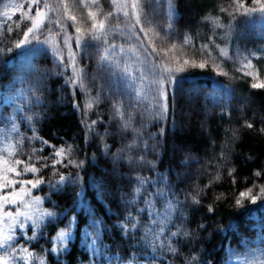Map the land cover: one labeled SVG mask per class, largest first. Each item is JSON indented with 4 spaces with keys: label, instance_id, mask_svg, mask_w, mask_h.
<instances>
[{
    "label": "trees",
    "instance_id": "16d2710c",
    "mask_svg": "<svg viewBox=\"0 0 264 264\" xmlns=\"http://www.w3.org/2000/svg\"><path fill=\"white\" fill-rule=\"evenodd\" d=\"M53 2L60 11L49 16L60 19L66 33L50 23L45 29L50 27L53 34L60 32L52 43L60 50L66 68L59 65L50 45L34 43L26 49L14 48L25 25L31 26V21L25 20L19 30L15 28L22 11H28L27 0H0V13L8 11L12 16V20L0 16V137L20 149L13 160L28 161L33 148L43 147L30 161L40 169L35 175L44 180L34 188V194L54 215L43 221L39 237L53 236L70 216L74 217L72 239L58 260H52L44 251V239L34 238L29 247L47 264H255V255L264 259V198L255 204L244 199L242 206L236 205L241 191L254 183L264 185V88H252L257 81L237 71L232 56L237 53L250 59L259 80L264 81V20L260 14L249 18L234 13L232 0H142L141 22L136 24L133 16L124 17L107 0L88 7L72 0L77 18L73 25L64 16L59 0H49ZM244 2L254 6L251 0ZM15 5L24 7L13 14ZM90 10L99 12L97 20L109 10L116 13L107 21L110 30L106 33L107 43L99 44L100 52L88 36ZM206 16L219 17L226 26L216 28L205 20ZM9 27L13 29L11 34L6 31ZM76 27L82 28L79 35L93 45L87 52L75 48ZM65 34L72 37L69 44L76 53L77 67L87 73L88 91L66 83L73 76V67L69 48L63 44ZM47 35L44 30L41 38ZM202 45H208L211 57ZM105 49L114 61L112 70L123 77L120 70L127 67L130 75L111 83L107 74L94 79L99 72L97 57ZM221 49L227 51L228 58L220 55ZM155 64L166 66L170 72L153 71ZM159 80L163 83H157ZM170 80L178 81L174 90ZM161 90L164 97L160 96ZM97 92L98 101L87 109L86 103ZM117 101L123 106L125 118L129 111L132 113L133 128H142V140L148 142V147L145 149L138 141L131 155L137 160L143 155L144 163L130 164L126 158L114 162L111 153H117L134 138L132 130L121 132L118 127L121 118L113 108ZM189 102L202 108L204 122H198L200 129L191 118L189 125H184L180 110ZM130 104L135 107L130 108ZM159 105H166L167 113L161 115ZM94 120L98 123L89 132L88 125ZM13 121L24 137L22 145L16 143L18 133L11 131ZM247 123L253 127L248 128ZM101 136L110 150L103 148ZM37 137L48 141V145H42ZM49 145L56 149L71 145L69 159L82 160L83 166L74 167L65 159L53 168L58 158L52 155L53 147ZM222 152L226 159H221ZM1 154L6 157V150ZM232 167L236 169L235 184L228 175ZM22 168L18 166L17 171ZM218 171L220 179L216 181ZM256 171L261 172L259 177L253 175ZM61 175L66 181L53 187ZM137 177L147 178L139 195L134 194ZM22 178L34 179V175L27 173ZM197 191H201L199 204L189 196ZM159 192H163L162 197ZM258 192L259 187L253 188V195ZM80 195L86 200L85 211L76 210ZM170 201L176 210L166 220ZM208 205L213 206L212 212ZM129 213L137 227L129 225L125 232L122 224ZM161 227L163 246L160 241L154 243V234H159ZM177 231L179 234L172 237L171 233ZM169 240L175 253L168 250Z\"/></svg>",
    "mask_w": 264,
    "mask_h": 264
},
{
    "label": "snow or ice",
    "instance_id": "6c2138e0",
    "mask_svg": "<svg viewBox=\"0 0 264 264\" xmlns=\"http://www.w3.org/2000/svg\"><path fill=\"white\" fill-rule=\"evenodd\" d=\"M149 2L154 3L156 2V0H149ZM165 2L170 3V0H165ZM79 3L81 7H88L89 4L99 6L100 0H88L87 3H86V0H79ZM107 3L112 5L113 8H118L124 17H129V15L133 16L135 18L136 24H140L141 21H140L139 9L141 7L142 0H131L130 3L127 2V0H107ZM232 3L234 5L233 7L234 13H238L240 15H243L249 18H251L253 14L259 13L260 19L264 20V0H251V5H254V6L247 5L244 2V0H232ZM59 5L63 6L64 16L70 19L73 25H76L77 18L74 15L70 14L69 5L65 2V0H59ZM23 7H24L23 5L13 6L12 8L13 14H15V11L17 8L23 9ZM27 7H28V11H22L21 18L19 21L16 22L15 28L19 30L21 27V24L25 20H30L31 26L25 25L26 30L23 31L22 38L14 42V45H13L14 48L26 49L30 45H33L34 43L35 45H44V44L50 45L54 49L55 57L59 65H64L66 68L67 64L65 60L62 58V56L60 55V50L52 43L54 39V35H59L60 32L66 33V29L64 26L61 25L60 19H52L49 16V13H58L60 11V7L59 6L53 7V5L49 3V0H27ZM129 8L131 9V12L128 11ZM33 9H35L34 15L31 14ZM221 11H226V9L221 8ZM98 14L99 12L94 13L91 10L88 12V17L92 20L91 30L89 31L88 36L90 38V41L96 42V50L97 52H100L99 44L101 42L107 43L106 33L107 31L110 30L107 26V21L109 20L110 17H113L114 15H116V13L114 11L109 10L106 13H104L102 19L97 20L96 17ZM229 15L231 16L232 13H229ZM0 16H3L6 20H12V16L8 14V11H4L0 13ZM205 20H210L211 23L216 28H221V27L226 26V25H222L219 22V17L213 18V17L206 16ZM49 23L54 24L57 28H59L60 32L53 34L52 29L50 27L45 29V25ZM228 26L230 27V25ZM116 27H119V25L117 24ZM44 30L48 32V35L43 36V38H41ZM140 30L144 31L143 28H141ZM6 31L9 34H11L13 32V29L9 27L6 29ZM75 31L78 34L75 37L76 50L78 52L79 51L87 52L89 48L93 47L92 43H90L89 40L85 39V37H83L82 35H79L82 32L81 27H76ZM149 31H151V29H149ZM136 38L140 39V37H136ZM71 39L72 37L68 36L67 34H65L64 39H63L64 47L69 48V53H68L69 62L71 63L73 67V76L69 77L68 80H66V83H68L69 86L71 87H79L81 90L88 91L89 90L88 86L85 83L86 78H87V73L84 71L83 68L77 67L76 53L71 50V46L69 44V41ZM184 43L187 44V38H185ZM111 47L114 49L115 45L113 44L111 45ZM173 47H175V45H173ZM10 50L11 49H9V51ZM202 50L207 52L208 56L211 57L212 53L211 51H208V45H202ZM0 51H3V50L0 49ZM120 51L123 52V49H121ZM153 51L155 52L154 47H153ZM220 55L228 58L223 49L220 50ZM244 60L246 62H243L241 64V67L237 68V71H243V74L245 76H250L252 77L253 81H257L251 84L252 88L254 89L264 88V81L259 80V73L255 70V66L253 65L252 61L248 59L247 57H245ZM97 62H98L99 72H98V77H94V79H97V78L102 79L104 74H107L109 77V83H111L112 80L114 79H123L127 77L128 75H130L127 67L120 70L123 73V77H119L117 72L112 70V65L114 61H111L109 59L107 49H105L102 54L98 55ZM185 63H187V61H185ZM205 63H207V61H205L204 63H201L200 67H204ZM217 67H219V65H217ZM156 69H159L163 73L170 72V69L160 64L153 65V71H155ZM62 72L63 70H61L60 74H62ZM157 83L162 84L163 81L159 80L157 81ZM176 83H178V81H174V80L169 81V84L173 90L175 88ZM99 95L100 93L97 92L96 97H90L85 107L91 110V108L93 107V103L98 101ZM137 95H139V93H137ZM160 96L164 97L163 90L160 91ZM128 99L131 101L132 97L129 95ZM37 102H38V98H37ZM74 107H79V105H74ZM122 107L123 106L119 101L113 104V108L115 110L116 115L121 118V123L118 125V127L120 128L121 132H127L129 130H132L134 133V138L132 142L128 143L125 147L119 149L117 153H111V155L113 156L114 162L116 163L121 162V160H124L125 158L130 164L131 163H144L145 161H144L143 155H140L137 160L133 157V155H131V153L134 149H136L139 146L138 141L144 144L145 149H147L148 147V142L146 140H142V128H133L132 113L129 111L127 117L125 118V114L122 111ZM129 107L130 108L135 107V105L130 104ZM159 107L162 109V112L160 113L161 115L167 113L168 109L166 105H159ZM17 110L19 111L20 109H17ZM27 119L31 121L32 117L28 116ZM97 123L98 121L94 120L91 122L90 125H88L89 132H92L94 130L93 126L96 125ZM247 127L252 128L253 125L251 123H247ZM11 131L18 133L16 143L17 145H22L24 143V137L22 134L19 133V129L17 128L14 121L12 122ZM262 131H264V129H262ZM28 139H31V137H29ZM37 139H41L42 145H48V141L42 140V138H39V137H37ZM100 139H101L103 148L105 150H110L111 146L106 143H103L104 137L101 136ZM51 147H53L52 155L58 158L53 161L52 163L53 168H55L56 164H61L63 160L65 159L68 160V164H71L74 167L79 168L83 166L84 161L81 160L77 162L75 159H69V156L73 152V148L71 145H67L66 147H61L59 149H56L54 146H51ZM9 149L10 150H6L7 152L6 157H0V165H3V168L0 169V171H2V175H0V181H2V183H0V189L13 188V186L17 183L22 185V187L20 188L19 192H17L13 188V191L10 194H5L3 196H0V204L15 205L19 202V203H23L25 208H30L32 205H39L42 201V198L40 196H36L31 201L25 202L24 198L26 196H30L31 193H30V190L23 187V185H31L32 188H37L39 187V185L44 183V180L42 178L35 175L36 173L40 171V169L37 168L34 163H30V161H32L33 159V155L38 152H42L43 147L33 148L32 154H30L28 157V161H24L19 158H16L13 160L12 157L16 156L17 152L20 151V149H17L16 147L12 145H9ZM119 153H123V155H120ZM47 159L48 157H37V160L46 161ZM221 159L222 160L226 159V155L224 152L221 153ZM20 165H23V168L21 171H17V167ZM43 166L46 167L47 165L45 164ZM235 171L236 169L234 167L229 168L228 170V175L232 176L233 184L236 183L235 177L233 176V173ZM9 173L13 174V176H16V177L26 175L27 173H32L34 175V179L17 181L14 178H10ZM253 175L259 177L261 175V172L256 171L253 173ZM77 176H78V173H77ZM219 179H220V173L218 171L216 176L214 177V180L218 181ZM137 180H138V186L135 189V193H134L135 195H139L143 189V185L147 183V178L137 177ZM65 181H66V178L63 175H61L58 184L54 185L53 187L58 186L60 183H63ZM212 182L213 181L210 180V183ZM206 187H208V185H205V188ZM255 187H259V192L256 195H253L252 192H253V188ZM157 194L160 195L161 197L163 196V192H159ZM200 195H201V191H197L195 192V194L189 193V196L191 197L193 203H196V204L200 203V200H199ZM222 195L223 193H221V196ZM219 198L220 197L218 196L217 199ZM261 198H264V185H257L254 183L252 187L248 188L246 191H241L239 193V197L236 199V205L238 207L242 206L244 199H250L251 202L255 204L256 201ZM169 205L170 207L168 208L167 215L165 217L166 220L169 217H171L172 213L176 210L175 206L172 204L171 201L169 202ZM208 211L209 212L213 211L212 205H208ZM53 215H54L53 212H49L47 210L40 211L35 216V218L33 217L31 213L21 212L19 210H17L14 214L12 212H4V218L10 220L12 224H16L19 218L23 217L25 220L34 219L36 228L40 227L41 224L43 223V217H52ZM129 225L131 226L132 229H135L137 227V223L134 222V218L132 217L131 213H129V217L126 219V222L122 224V228L125 232L129 230ZM94 226H95V222H94ZM19 227L21 231H23L24 224L22 221L20 222ZM201 227H203V225H201ZM152 231L154 232V230ZM178 234H179V231L172 232L171 236L175 237ZM184 234L187 235V233H184ZM69 235L70 233L66 229H62L60 232H58L56 237L53 238L54 241H57L58 243L55 244L53 247H51L49 251L51 253H57V254L65 251L66 249L64 247V244H65L66 238H68ZM35 236H36V231H35V228H33L32 237H29V239H32ZM162 236H163V227H161L159 234H154V243L156 241H160L161 242L160 246H163V241L161 240ZM167 247L169 251L173 253L176 252V249L175 247H173L171 240L167 242ZM0 249L3 250V254L0 255V264H10V261H12L13 259L21 260L23 264H29L30 259L34 261L35 264H44L42 258L33 256V254L30 251H28L26 247L19 250L20 252L23 253V255L18 256L17 246H16V243L14 242V237L12 235H2V238H0ZM153 251H155V248H153ZM193 260H195V257H193ZM254 260H255V264H264V259H261V256L259 255H255ZM189 264H191V262H189Z\"/></svg>",
    "mask_w": 264,
    "mask_h": 264
},
{
    "label": "rangeland",
    "instance_id": "374dc122",
    "mask_svg": "<svg viewBox=\"0 0 264 264\" xmlns=\"http://www.w3.org/2000/svg\"><path fill=\"white\" fill-rule=\"evenodd\" d=\"M65 2L69 5V10H70V14L73 15V10H74V3L72 2V0H65ZM127 2H129V0H127ZM57 3V2H56ZM53 5V7L55 6V2L51 3ZM201 21V20H200ZM227 55V51H224ZM233 59H235L238 68L241 67V64L243 62H246L244 60L245 57L237 54V53H232ZM243 73V71H241ZM58 102V101H57ZM244 105V104H243ZM245 106V105H244ZM202 108H196L195 105H193V103H187L183 106V109L180 110V113L182 115V118L184 119V125L188 126L189 125V120L188 119H193L194 122H204V115L202 114ZM198 114L199 118H196V115ZM199 119V120H197ZM197 127L200 129L201 128V124L199 123L197 125ZM9 148V145L7 143V141L3 138L0 137V157H4L1 152H5V150H7ZM7 153V152H6ZM3 168V165H0V169ZM0 175H2V171H0ZM9 177L10 178H14L17 181L19 180H24L22 177L23 176H13V174L9 173ZM0 183H2V181H0ZM22 187V185L20 184H15L13 186V188L19 192L20 188ZM23 187L27 188L30 190L31 195L30 196H26L24 198L25 202H29L31 201L34 197H36V195L34 194V188L31 187V185H23ZM13 188H7V189H0V196H3L5 194H10L13 191ZM87 204H86V200H84L81 195L79 196V202L76 204V210H86ZM21 211V212H29L33 215V217L35 218V216L40 212L45 210L41 203L39 205H32L30 208H25L23 203H17L15 205L13 204H7V205H3L0 204V238H2V235H12L14 237V242L16 243L17 246V255H23L22 252H20L19 250L22 248H27L28 251H30L33 256L36 257H40L38 253H36L34 250H32L29 247V241L34 240V238L39 237L40 235H42L41 232V226L36 228L35 227V220H25L23 217H20L19 220L16 222V224H12V222L6 218H4V212H12L13 214L17 211ZM47 217H43V221L46 219ZM69 222L65 224L64 227L59 228L55 234L49 238H45L43 236L39 237V240H43L44 242H46L45 246H44V251L48 252L50 254V256H52V260H58L59 259V254L57 253H51L49 251V249L51 247H53L55 244H57V241H54V237H56L57 233L60 232L62 229H66L69 231L70 235L68 238H66L65 240V244L64 247L66 249V243L68 241H70L72 239V227L74 224V217L70 216L69 218ZM23 222L24 224V229L23 231H21L19 224L20 222ZM11 225V227H10ZM35 228L36 231V236L32 239H29V237H32V229ZM3 254V250L0 249V255ZM44 264H47L45 262V260L43 259ZM10 264H23V262L21 260L18 259H13L12 261H10ZM29 264H35L34 261H32L31 259L29 260ZM123 264V263H121ZM129 264V263H126Z\"/></svg>",
    "mask_w": 264,
    "mask_h": 264
}]
</instances>
